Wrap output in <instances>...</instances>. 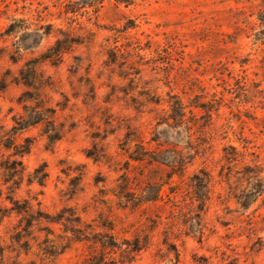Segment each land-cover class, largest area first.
<instances>
[{
  "label": "rangeland",
  "instance_id": "rangeland-1",
  "mask_svg": "<svg viewBox=\"0 0 264 264\" xmlns=\"http://www.w3.org/2000/svg\"><path fill=\"white\" fill-rule=\"evenodd\" d=\"M261 10L264 0H0V264H83L103 252L100 231L119 243L107 264H264V191L249 208L232 195L254 191L255 167L264 179ZM58 39L75 42L50 57ZM23 117L42 121L13 129ZM7 134L31 138L30 152L11 157ZM137 143L160 162L131 160ZM228 146L245 158L230 163ZM14 158L24 178L5 183ZM38 168L43 185L30 182ZM126 176L136 196L160 188L161 199L123 207Z\"/></svg>",
  "mask_w": 264,
  "mask_h": 264
},
{
  "label": "trees",
  "instance_id": "trees-1",
  "mask_svg": "<svg viewBox=\"0 0 264 264\" xmlns=\"http://www.w3.org/2000/svg\"><path fill=\"white\" fill-rule=\"evenodd\" d=\"M98 1L99 0H97V2ZM118 1H120V3L130 4L132 0H118ZM68 11H69V8H68ZM258 20L261 22L262 25H264V12L262 10L260 11ZM73 41L74 40H71V39L56 40V45L50 49L52 50V54L50 57L52 56L60 57L61 54L65 52L69 44L75 42ZM21 74L24 75V71L21 72ZM172 106L173 108H176V111L179 113V116H184L185 107L180 100H178V102L173 103ZM173 118L175 119V117ZM14 121H15V126H13V129L23 130L36 123H39L40 121H42V118L38 117L34 119H28V118L23 117L22 119H19V120L14 119ZM48 124L51 125V127H54L49 130H46L49 141L53 142L55 140L60 139L62 134H61V131L57 128L56 124H54L52 121H49ZM8 135L9 134L6 135V138L1 139V142H2V145L6 149L12 150L11 157L19 156V155L23 156L24 154L30 152L31 145H32L31 138H26L24 144H18L15 138L8 136ZM231 150H233L234 152ZM224 157L230 163L237 161L239 159L245 158L244 155L240 154L237 148L233 146H228L224 148ZM130 159L136 162H145V161L160 162L155 156H152L150 155V153L146 152L144 146L139 143H137V149L133 153H130ZM186 160L187 159H185L184 157H181L179 158V160L173 161L172 164H167L168 166L172 168L173 171L170 174H168V182H165V183L169 185L171 179H173L175 175L180 176L181 173L185 171L186 164L188 163V161ZM247 167L250 168L251 165L247 164ZM5 169L7 170V174H8L6 176L5 183H8L10 181L8 179L11 177L12 179H16V180H21L24 178L25 167L23 165V162L21 160H17V158H14L11 166L5 165ZM39 169L40 168L35 170V172L33 173L34 174L33 177H31L30 179V182L31 183L37 182L38 184L43 185L47 174L46 172H42V174L38 176L39 175L38 173H40L38 171ZM252 172H253V176H250V177L256 179V181L254 182L257 185L254 191L253 190L246 191L244 187V188L235 190L232 194L233 197L236 199L237 203L243 208H249L264 191V179L262 176V170H259L258 168L255 167L254 170H251L248 173H252ZM193 177L196 179V181H194V183L191 184L195 192V195H196L193 200L199 201L198 207L200 209L199 211L201 215V212L204 213L206 210L205 203L209 195V186H210L211 176L207 170H201L200 173H195ZM130 182H131L130 177L126 176V179L124 180V182L122 184H119L118 190H116L117 193H115L116 195H118V198L119 200H121V203H124L123 207L137 210L144 203H148L150 201L154 202V201L161 199L160 193H159L160 188L157 189V194L154 198L144 199L142 195L136 196L135 194L136 192H134L136 188H134L133 187L134 185ZM170 193H176L175 189L172 186H170ZM244 194H247L248 196H242ZM205 196H206V199H205ZM50 219H52V221H58L55 218H50ZM1 221H2V218L0 216V222ZM108 228L110 230H113L114 226L111 225V226H108ZM92 239H93L92 241L94 244L102 245L103 252H100L98 254H93L89 258L85 259L83 264H107L110 258L107 256V253H106L107 250L118 247L119 243L116 241L113 234L111 236L109 235V233L107 234V232H101V231L95 232ZM145 246L146 244L144 242H141V240L137 239L135 246H134V250L140 251L142 248H145Z\"/></svg>",
  "mask_w": 264,
  "mask_h": 264
}]
</instances>
